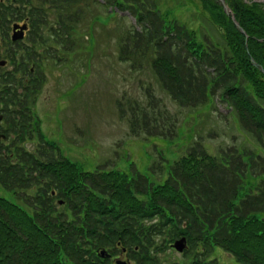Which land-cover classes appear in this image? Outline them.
<instances>
[{
  "label": "trees",
  "instance_id": "16d2710c",
  "mask_svg": "<svg viewBox=\"0 0 264 264\" xmlns=\"http://www.w3.org/2000/svg\"><path fill=\"white\" fill-rule=\"evenodd\" d=\"M198 1L213 29L165 16L157 0H0V20L27 19L31 41L56 66L92 42L89 33L82 42L81 26L102 21L96 8L108 18L128 12L135 24L120 36L119 59L136 70L148 63L182 109L225 105L259 146L214 155L202 137L193 138L173 161L158 153L153 179L133 164L127 171L85 170L56 153L31 112L43 75L29 84L10 78L1 96L8 128L0 140V184L15 201L0 196V264H113L99 256L103 249L113 256L127 249L135 264H264V3L225 0L243 34L218 0ZM41 28L49 29L57 50ZM145 96L118 102L130 133L174 141L179 116L151 88ZM33 136L39 142L31 152L22 144ZM182 236L188 248L181 260L166 258ZM218 251L233 262L221 261Z\"/></svg>",
  "mask_w": 264,
  "mask_h": 264
},
{
  "label": "rangeland",
  "instance_id": "374dc122",
  "mask_svg": "<svg viewBox=\"0 0 264 264\" xmlns=\"http://www.w3.org/2000/svg\"><path fill=\"white\" fill-rule=\"evenodd\" d=\"M157 2L163 14L169 13L171 18L189 23L193 29H198L199 24L213 29L200 15L198 0ZM97 11L103 17L100 23H95L92 29L89 25L81 26L82 42L85 44L89 38L92 42H88L85 52L73 54L66 64L56 66L57 61L46 56V51L41 49L43 46H37L34 58L25 54L22 48H17L15 60L8 61L1 69L3 75L18 70L23 63L28 67L32 62L37 63L36 72L45 77L46 83L31 110L41 121L45 139L55 143L58 151L85 170L92 171L101 166L127 171L133 164L140 173L152 178L150 167L160 160L159 152L173 161L187 152L194 143L193 138L195 141L202 137L204 146L214 155L233 146L258 149L255 139L240 127L236 116L225 105L210 109H182L161 89L148 63L143 69L136 70L129 63L122 62L119 59L120 36L125 29L134 26L135 20L128 12H118L108 18L106 9L96 8ZM0 25L5 27L3 22ZM88 33L92 34L89 38ZM41 34L46 40L50 38L52 42L49 43L57 50L49 29L43 28ZM13 48L16 47L0 41V57L7 59L6 52ZM18 75L24 77L23 74ZM147 88H151L179 116L180 135L174 141L155 136L134 137L130 133L128 119L119 113V101L124 104L145 101ZM22 145L32 152L37 147V140L27 139ZM0 196L15 201L13 193L1 184ZM172 251L169 253L168 250L166 258L181 260V254ZM215 256L225 263L233 262L232 257L223 251H218Z\"/></svg>",
  "mask_w": 264,
  "mask_h": 264
},
{
  "label": "flooded vegetation",
  "instance_id": "af4514ba",
  "mask_svg": "<svg viewBox=\"0 0 264 264\" xmlns=\"http://www.w3.org/2000/svg\"><path fill=\"white\" fill-rule=\"evenodd\" d=\"M23 23H24V21H23ZM27 23H28V21H27ZM0 27H1V25H0ZM0 30H3L0 33V41H2L5 44H9L10 47L11 46L16 47L15 49L13 48V50H11V51L8 50V52H6L7 59H4V60L10 61V62L13 61V58H15L16 50L19 47L22 48V49H24V48L34 49L36 47V45L32 41H31V44H28L27 43V41L30 40L29 34L31 32V27H30L29 23H28V29L25 31V37H24L23 41H20V42H13L12 41V34H13L12 27H11V29H9L8 27L5 26V27H1ZM22 44H23V46H22ZM1 60H3V59L0 57V61ZM36 64H37L36 62H32V64H31V69L32 70H33L32 67L33 66H36ZM27 66H28V64L23 63L20 68L22 70H24ZM2 68H4V67L3 66H0V75H1V69ZM32 74H34L33 71H32ZM32 80H33V78H31L30 76H26L24 78V84H26L27 82H31ZM0 82H1V77H0ZM9 88H10V85H8V87L7 88H4L3 90L5 92H7L9 90ZM0 90H2V87H1ZM0 103H1L0 104V114L3 115V114H5L4 109L2 108L4 102L2 100H0ZM1 124H2V122L0 123V132H4L5 129H4L3 126H1ZM114 258H116V257H114Z\"/></svg>",
  "mask_w": 264,
  "mask_h": 264
},
{
  "label": "water",
  "instance_id": "95a60500",
  "mask_svg": "<svg viewBox=\"0 0 264 264\" xmlns=\"http://www.w3.org/2000/svg\"><path fill=\"white\" fill-rule=\"evenodd\" d=\"M221 1V4L224 6V10L225 12L227 13V15H231V10L228 8V6H226L225 4V0H220ZM232 16V19L235 23V25L237 26L238 29H240V31L243 33V34H246L245 30L241 28L240 24L236 21V18L234 17V15H231ZM26 27H21L19 25H15L14 26V35H13V40H18V39H21L23 38V35H24V29ZM19 29V31H17ZM4 63V62H3ZM2 63V64H3ZM2 120V116H0V121ZM173 247L178 250L179 252H183L186 247H187V239L186 237H183L179 240H177L174 244H173ZM102 257H111V254H109L106 250H103L100 254ZM114 264H131L130 262H128L127 260H122V259H117L115 261Z\"/></svg>",
  "mask_w": 264,
  "mask_h": 264
}]
</instances>
